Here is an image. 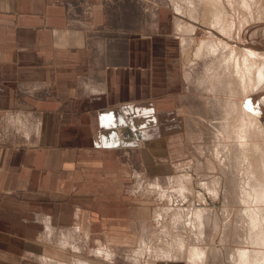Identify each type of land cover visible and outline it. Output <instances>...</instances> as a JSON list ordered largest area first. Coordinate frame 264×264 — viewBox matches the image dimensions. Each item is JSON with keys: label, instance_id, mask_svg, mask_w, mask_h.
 I'll return each instance as SVG.
<instances>
[{"label": "rangeland", "instance_id": "374dc122", "mask_svg": "<svg viewBox=\"0 0 264 264\" xmlns=\"http://www.w3.org/2000/svg\"><path fill=\"white\" fill-rule=\"evenodd\" d=\"M102 1L104 6H108L111 18L116 19L124 31L150 34L157 40L168 42L161 52L162 56L166 51L171 57L174 92L171 96L157 97L156 104L159 113L173 112L174 121L164 118L168 122L163 124L161 138L156 142V146L160 145L157 151L138 139L135 149L121 150L116 156H102L101 164L105 167L102 175L97 174L93 180L77 187L76 202L60 204L59 213L65 217L54 228V239L59 243L69 241L68 244L78 247L76 252H72L66 242L64 248H57L58 242L55 245L49 235L43 234L37 244L44 250L28 254L27 261L43 256L59 260L58 264H79L78 260L100 264L101 258L94 254L95 240L98 239L113 254V259H108L107 263L144 264L140 259L155 258L154 249L148 247L153 243L158 247L156 239L159 238L163 248H173L183 255L184 263L186 258L189 264H234L231 260L234 256L242 264H264L259 261L262 249L256 246L252 251L251 241L247 238V244L244 239L247 234L243 231L247 229L249 217L242 213L241 201L249 189L245 190L247 187L243 184L256 166L246 161L245 147L238 141L242 138L247 142H257L259 134L255 131V136H248L249 128L240 122L242 112L236 107L243 96L235 78L233 54L225 47L229 43L231 48H236L240 64L247 49L261 57L264 55V0H261V8L247 7L245 14L250 16L252 25L246 29L244 38L242 33L239 34L240 12L235 11L233 16L228 14L226 19L215 10L212 18L208 19L209 26V23H201L204 16L200 14L202 7L198 0ZM224 1L226 3L227 0ZM176 8L183 13H178ZM189 9L197 13L193 17L188 16ZM183 24H188V28L181 35L178 28ZM191 26L195 32L188 33ZM183 35L186 43L181 40ZM205 36L210 38L207 39L210 43L215 40V53L208 55L204 51V54L195 56L197 42ZM162 72L164 69H160L161 76ZM254 99H244V110L264 122V111L261 109L264 90ZM158 126L161 124L158 123ZM118 136L122 138L120 131ZM224 142L227 144L222 145ZM171 176H178L173 184ZM188 176L191 181L185 185L190 194L183 198L177 190ZM156 182L172 197L166 195L158 201V194L153 187H149ZM196 209L203 211L200 224L190 218ZM73 210L78 213L76 219L71 218ZM135 211H140V215L134 216L132 212ZM155 212H158L157 220L153 217ZM67 215L69 218H66ZM89 226L92 232L87 237L85 233ZM236 237H241L240 241ZM144 240L148 247L140 261L136 262ZM160 251L156 249V256L163 255ZM192 253L195 256H191ZM251 255L255 256L251 258L253 262L249 259Z\"/></svg>", "mask_w": 264, "mask_h": 264}, {"label": "crops", "instance_id": "0c3cea01", "mask_svg": "<svg viewBox=\"0 0 264 264\" xmlns=\"http://www.w3.org/2000/svg\"><path fill=\"white\" fill-rule=\"evenodd\" d=\"M116 22L102 0H0V264H58L27 260L43 234L69 243L54 239L60 204L102 175V156L138 139L157 151L164 118L174 121L156 104L174 92L168 42ZM97 250L100 264L113 259Z\"/></svg>", "mask_w": 264, "mask_h": 264}, {"label": "bare ground", "instance_id": "6f19581e", "mask_svg": "<svg viewBox=\"0 0 264 264\" xmlns=\"http://www.w3.org/2000/svg\"><path fill=\"white\" fill-rule=\"evenodd\" d=\"M198 2L200 3V5L202 7V9H201L202 12H200V14L202 16H204L203 19H201V23H202V21L205 22V23H209V26H211V23H210V21H208V19H210V17L212 18V15L215 14V10L218 12L219 16H223L226 19H227V15L228 14L230 16H233L232 14H234L235 11L240 12L241 16L239 17V23H240L239 34L242 33V37L243 38L245 36L244 34H245L246 29L252 25V20L250 19V16L245 14V11H246L247 7L251 5V6H255V7L261 8V0H240V2H241L240 4H239V0H227L226 3H225L224 0H198ZM191 10L192 9H189L190 12L188 13L189 14L188 16H192L193 17L197 12L195 13V10H192V11ZM176 11L178 13L181 12V14L183 13L179 8H176ZM232 20H233V17H232ZM187 25L188 24H183V26H179L178 25L179 26L178 29H179L181 35H182V33L184 31H187V28H188ZM214 25H215V23H214ZM193 31H194V28L191 26L188 29V33H191ZM258 32H259V30H258ZM207 39L209 40L210 38L201 37L200 40L197 42L198 46H196V49H195V56H198L199 54L202 55V52L204 54V51L208 52V55H209V53H211V54L215 53V40L212 41L213 43L212 42L210 43ZM181 40H182L183 43L187 42L185 40V36L184 35L181 37ZM197 44H195V45H197ZM225 47H227L229 49L230 53L233 54L232 57L234 58V62L233 63H234V69H235V78H237L238 84L240 85V89H241L240 92H241V94L243 96L242 100H240V102L238 103V105L236 107L237 109H239L242 112V116L240 118V122L245 128L246 127L249 128V129H247L248 136H250V137L255 136L254 135L255 131L258 132V134H259V137H258L259 141H257V142H254V141L253 142L252 141H250V142L248 141L247 142V141H244L242 138H239L240 140L238 138L237 139L239 141V144L242 147H245V150H246V152H245L246 161H248V162L251 161V163H254L255 166H256L255 168L252 169L253 171H251V174H253L252 177H251V174L249 172L250 177H248L246 182L244 183L245 180L244 181H240V182L244 183L243 184L244 187H247V188H244L245 190L249 189L248 191H246L244 193L245 198H243V201H241L243 203L242 208L244 209V212H242V213H244L246 216L248 215V217H249V220L245 219V220L249 221V223L246 224L247 225L246 226L247 227V229H246L247 233H246V230L243 231L248 236V237L247 236L244 237V239H245V243H247V244H249V241H251L252 251L254 250V248L256 246L260 247L262 249V251H261V260H259V261L264 263V122H261L257 118L251 116L248 112H246L244 110V106H243V104H244L243 101H244L245 98H253L254 97L256 99L257 96H259L260 92H263V90H264V55L261 57V55H259L258 53H257L258 54L257 55L255 52H251V51H249L247 49L245 54H244V56L242 57V62L240 64L239 61H238L236 48H231L229 43L228 44L226 43ZM235 84H236V82H235ZM255 99L253 101H255ZM261 109H262V111H264V99H263V101L261 103ZM234 119H235V122H237V120H238L237 117L234 118ZM230 122H232V121H230ZM223 138H225V137H223ZM225 140H228V139L225 138ZM225 143L226 142H224V144H222V145H225ZM229 144L230 143L228 142V145ZM233 144H235V143H233ZM228 148L230 149V147H228ZM240 150H243V148L242 149L240 148ZM240 156H239V158L241 159L242 157H240ZM243 158H244V156H243ZM243 161H245V160H243ZM251 163H249V165ZM254 164H253L252 167H254ZM238 167H239V165H238ZM242 168H241V170H242ZM249 168H251V165H250ZM249 168L247 170H250ZM237 171H239V170H237ZM244 176H246V175L244 174ZM177 177L178 176H176L175 178L172 177L173 179L171 180L172 181L171 184H173L174 180ZM190 178L188 176L186 181L182 182L180 187L177 190L178 193L181 194V196H183V198L187 197V195L190 194L188 186L185 185V184H187V181L190 183V181H191ZM237 178H239V177H237ZM149 187H153L154 192H156L158 194V197L160 198L158 201L166 198V195H167L168 192L166 193V191H164V188L161 187L159 182L153 183V186H149ZM233 187H234V185H233ZM238 187L240 188L239 185H238ZM237 189H235V190H237ZM169 191H171V190H169ZM174 191H175V189H174ZM150 192H152V191H150ZM160 194H161V197L159 196ZM169 196H170V194L167 195L168 198H169ZM170 197H172V196H170ZM169 200H171V199H169ZM236 200H238V196H237ZM238 201H237V204H239ZM234 204H235V202H234ZM240 208H241V206H240ZM242 208H241V210H242ZM197 210L198 209L194 210V212L192 211V214L190 215V218L195 220V222H197L198 224H200L201 221H202L201 215H202L203 211H199V210L197 211ZM155 213H156V215H154L153 217H154L155 220H157L158 212H155ZM241 217H243V216H241ZM237 227H235V229H237ZM246 227H244V228H246ZM233 231H235V230H233ZM234 233H232V234H234ZM239 235H237V236H239ZM145 236H146V234H145ZM153 238L155 239V237H153ZM239 238L241 239V237H239ZM247 238H249V241H247ZM240 239L237 238V240H239V241H240ZM156 240H157L156 244L159 245L158 247L153 245L154 243L152 245L149 244L150 247H148L147 244L145 243V240H144V242L142 243L143 247L140 249V251H139L140 254H139V256L137 258L139 259L144 254V251H145V249L147 247L149 249L152 247L151 249H154L155 258L151 257V258H147V259H144V258L140 259V260L143 261L144 264H176L177 262L184 263L183 262L184 260L182 258V257H184L183 255H180V254L176 253L177 251L175 249H173V248H163L161 246L162 242H159V238H157ZM140 241H143V240H140ZM96 243H97V246H98V250H97L98 254L102 255V256L107 255V257H110L109 252H107L106 250H104L103 247H101L100 241L97 240ZM156 249H158V250L161 249L162 252L160 251V254L163 253V255L157 254V256H156ZM166 250H167V252H166ZM150 251L151 250H149V252ZM246 254L248 255L247 251H246ZM191 256H195V253H192ZM242 256H244V255L242 254ZM254 257H255L254 255H251L249 259L253 262V260L251 258H254ZM187 260L188 259L185 258L186 262L184 264H189L190 263ZM231 260H233L234 264H242L241 260L238 257L236 258V257L233 256ZM257 264H260V263H257Z\"/></svg>", "mask_w": 264, "mask_h": 264}]
</instances>
